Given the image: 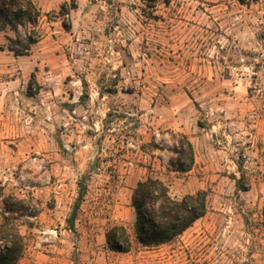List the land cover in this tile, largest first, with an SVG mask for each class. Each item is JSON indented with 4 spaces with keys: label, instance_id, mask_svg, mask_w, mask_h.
I'll use <instances>...</instances> for the list:
<instances>
[{
    "label": "rangeland",
    "instance_id": "rangeland-1",
    "mask_svg": "<svg viewBox=\"0 0 264 264\" xmlns=\"http://www.w3.org/2000/svg\"><path fill=\"white\" fill-rule=\"evenodd\" d=\"M34 2L30 53L0 36V223L7 196L37 211L16 220L18 264H264V0ZM179 134L185 173L169 166ZM148 177L207 201L156 248L130 205ZM116 225L128 253L108 248Z\"/></svg>",
    "mask_w": 264,
    "mask_h": 264
},
{
    "label": "trees",
    "instance_id": "trees-1",
    "mask_svg": "<svg viewBox=\"0 0 264 264\" xmlns=\"http://www.w3.org/2000/svg\"><path fill=\"white\" fill-rule=\"evenodd\" d=\"M40 18L41 12L34 0H0V36H4L7 41L2 49L6 48L16 57L27 56L40 40ZM174 138V157L170 158L169 166L175 172H188L195 163L193 144L183 134L175 135ZM236 183L241 187L240 180ZM81 197L82 192L79 200ZM2 205L0 264H18L24 255L25 239L16 220L23 215L36 217L37 211L29 214L27 209L30 208V201L14 196L3 198ZM130 205L136 217L135 240L144 248H156L175 241L204 217L207 211L204 191L175 198L164 182L151 177L137 182L132 189ZM68 223L72 227V219ZM106 243L116 253H128L131 249L130 235L121 225L107 231Z\"/></svg>",
    "mask_w": 264,
    "mask_h": 264
}]
</instances>
